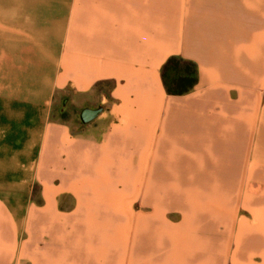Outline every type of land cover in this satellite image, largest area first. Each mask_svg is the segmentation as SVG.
I'll list each match as a JSON object with an SVG mask.
<instances>
[{"label": "crops", "instance_id": "1", "mask_svg": "<svg viewBox=\"0 0 264 264\" xmlns=\"http://www.w3.org/2000/svg\"><path fill=\"white\" fill-rule=\"evenodd\" d=\"M173 55L196 64L182 94L161 77ZM58 93L102 107L95 152H129L128 189L175 213L144 216L124 264H264V0H0V264ZM69 246L32 264H72Z\"/></svg>", "mask_w": 264, "mask_h": 264}, {"label": "rangeland", "instance_id": "2", "mask_svg": "<svg viewBox=\"0 0 264 264\" xmlns=\"http://www.w3.org/2000/svg\"><path fill=\"white\" fill-rule=\"evenodd\" d=\"M50 122L38 177L24 198L17 199L23 204L17 206L23 228L16 264H32L46 256L48 246H61L62 241L70 242L72 264H124L128 232L148 226L144 216L174 211L150 205L153 200H144L142 190L128 189L130 153L116 151L119 158L101 159L95 152L94 121L83 124L79 110L61 93L52 102ZM63 132L74 137L73 150L63 141ZM80 135L90 139L84 142ZM98 170L103 174H95Z\"/></svg>", "mask_w": 264, "mask_h": 264}, {"label": "trees", "instance_id": "3", "mask_svg": "<svg viewBox=\"0 0 264 264\" xmlns=\"http://www.w3.org/2000/svg\"><path fill=\"white\" fill-rule=\"evenodd\" d=\"M161 77L168 93H185L196 84V64L180 56H170L161 68Z\"/></svg>", "mask_w": 264, "mask_h": 264}, {"label": "water", "instance_id": "4", "mask_svg": "<svg viewBox=\"0 0 264 264\" xmlns=\"http://www.w3.org/2000/svg\"><path fill=\"white\" fill-rule=\"evenodd\" d=\"M102 111V107H84L79 113L81 122L88 123L98 116Z\"/></svg>", "mask_w": 264, "mask_h": 264}]
</instances>
